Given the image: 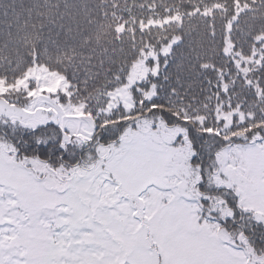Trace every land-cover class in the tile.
Segmentation results:
<instances>
[{"label": "trees", "instance_id": "1", "mask_svg": "<svg viewBox=\"0 0 264 264\" xmlns=\"http://www.w3.org/2000/svg\"><path fill=\"white\" fill-rule=\"evenodd\" d=\"M147 54L146 68L156 72L122 99L132 65ZM34 66L65 79L69 95L60 100L91 119L93 135L75 146L63 145L53 125L17 130L15 138L0 128L16 157L71 169L138 120L183 125L197 194L208 198L199 207L216 206V217L224 196L235 218L224 217L220 228L234 240L243 233L264 258V227L244 219L231 190L210 182L216 152L264 138V0H0V79L13 84ZM2 97L28 101L23 90Z\"/></svg>", "mask_w": 264, "mask_h": 264}, {"label": "rangeland", "instance_id": "2", "mask_svg": "<svg viewBox=\"0 0 264 264\" xmlns=\"http://www.w3.org/2000/svg\"><path fill=\"white\" fill-rule=\"evenodd\" d=\"M151 56L142 55L132 65L119 90L122 99L129 100L128 89L156 72L146 68ZM21 90L28 96L23 106L2 97ZM61 95H69V84L42 66L30 68L13 84L0 79V128L15 138L17 130L53 125L63 145L82 146L93 135L92 121L61 102ZM194 154L183 125L168 128L152 117L126 127L115 143L94 145L71 169L19 159L0 138V264H94L103 248L100 230L118 233L130 211L141 206L147 215L158 213L162 196L163 204L178 202L176 213L187 217L190 209H200L203 198L196 190L199 175L190 165ZM216 158L210 182L231 190L244 219L264 227V138L229 144ZM149 189L151 199L140 201ZM217 205L213 220L218 223L204 227L210 254H225L217 258L228 264H264L241 236L234 240L220 228L219 221L232 212L224 196Z\"/></svg>", "mask_w": 264, "mask_h": 264}, {"label": "snow or ice", "instance_id": "3", "mask_svg": "<svg viewBox=\"0 0 264 264\" xmlns=\"http://www.w3.org/2000/svg\"><path fill=\"white\" fill-rule=\"evenodd\" d=\"M151 191L138 199L147 202ZM163 199L158 213L147 215L143 206L130 211L127 226L118 233L100 230L98 240L103 248L94 264H228L217 258L225 254H210L211 245L204 232L205 226L218 223L213 220L215 210L205 213L203 208L190 209L187 217L181 218L175 211L178 202L163 204ZM207 199L203 197L201 205ZM234 218L235 213L230 219L234 222Z\"/></svg>", "mask_w": 264, "mask_h": 264}]
</instances>
